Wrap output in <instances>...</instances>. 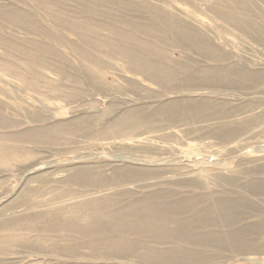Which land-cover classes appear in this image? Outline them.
<instances>
[{
	"label": "rangeland",
	"instance_id": "rangeland-1",
	"mask_svg": "<svg viewBox=\"0 0 264 264\" xmlns=\"http://www.w3.org/2000/svg\"><path fill=\"white\" fill-rule=\"evenodd\" d=\"M0 264H264V0H0Z\"/></svg>",
	"mask_w": 264,
	"mask_h": 264
},
{
	"label": "built area",
	"instance_id": "built-area-1",
	"mask_svg": "<svg viewBox=\"0 0 264 264\" xmlns=\"http://www.w3.org/2000/svg\"><path fill=\"white\" fill-rule=\"evenodd\" d=\"M210 162H213V161H210Z\"/></svg>",
	"mask_w": 264,
	"mask_h": 264
}]
</instances>
